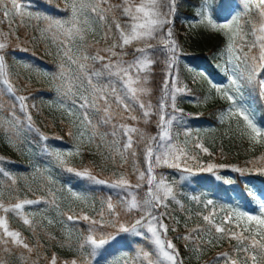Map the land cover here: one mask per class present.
Returning <instances> with one entry per match:
<instances>
[{
    "label": "trees",
    "instance_id": "1",
    "mask_svg": "<svg viewBox=\"0 0 264 264\" xmlns=\"http://www.w3.org/2000/svg\"><path fill=\"white\" fill-rule=\"evenodd\" d=\"M31 8L47 17L61 18L67 14V9L62 5L60 0H29ZM187 7H180L175 5V13L169 16L170 24L164 25L163 29L158 32L157 39L150 41L156 47L149 49V55L155 61L150 70L141 75H147L146 87L150 89L148 95L143 96V102L152 104V115L148 118V122H144L142 110L135 102L129 101L133 111L131 115L138 117L137 120L129 119L128 113H124L123 123L134 126L142 132L149 135H157L159 129L157 123L159 121V104L165 100L163 84L165 79L169 82L168 92H171V77L172 65L168 67L170 62V52L168 49L158 43L159 34L167 32L168 28L172 29V37H179V33L175 31V21L182 18H192L191 4H197L198 0H185ZM236 0H214L213 10L219 18H224L232 4ZM111 4H119L121 0H110ZM167 11V9H164ZM115 15L120 23L124 25L127 17L122 16L121 11L117 9L111 14L110 19L112 23V16ZM250 19H253L252 13L242 18L243 30L248 34ZM113 29L115 26L112 24ZM9 25L0 9V42H5L7 47L0 50V55L4 56V62L7 66L8 79L15 87L16 96H26L27 111L20 108V102L15 97L4 89L2 78L0 76V141H3L4 128L10 127L7 123L8 119L19 123V136L13 137L22 148L19 153H9L0 147V180L8 182L10 174H28L36 170L39 174L40 190L35 194L29 196V200H40L38 204L24 205L19 214L14 211L4 213L0 210V217L7 220L10 230L19 231L30 246L34 248L32 253H29L22 247L0 244V260L5 264H51L53 254L56 256V264H64L65 261L76 259L78 264H111L113 261L119 262L121 256L129 260L135 254L136 241L130 242L129 232H120L118 229L111 227L107 223L103 227L99 225H92L89 221L83 219V215H87L91 219L100 220L99 213L104 210V221L111 219V214L107 211L106 201L111 197V201L116 205V212L120 214V222L130 226L136 219L145 215L143 211L127 212L124 206L126 198H130V192H134L138 200L145 197L147 185L140 189L123 190L112 188L109 185L114 181L115 177L105 171L99 170L94 163L91 152L84 151L80 158L73 163L60 164L55 158V153L63 148L69 147L72 144L74 132L71 126L63 124L55 120L52 115L45 108V101L53 97V91L45 86H39L27 81L18 72H11L9 65L13 66L16 61H26L38 69H47L54 71L56 69L55 63L49 59L44 51L43 45L39 36H35L30 31L19 28L17 31L8 32ZM171 37V38H172ZM251 36L246 37L244 51H248L247 45L251 44ZM238 43H240L238 41ZM142 45L133 44L127 46L123 51L129 55L125 56V60L132 59L133 50ZM96 48H106V44L100 41L98 45L90 48L91 54H94ZM89 50V51H90ZM121 51V49H117ZM212 49L204 51L196 55L187 54L191 64L204 66L210 71L215 78H223L224 75L217 69L216 63L212 56ZM254 51V49H253ZM106 55V53H101ZM90 64L96 69H100L103 62H92ZM171 63V62H170ZM172 64V63H171ZM115 80V77H112ZM193 94L202 96V93L191 87ZM254 103L256 109L261 111L264 118V101H261L255 94V91L245 89ZM258 91V90H257ZM33 105L35 107H33ZM113 104V108H115ZM225 105L216 104L206 108L201 112H192L189 114L188 127L193 129L196 137L199 138L200 143L208 149V153L201 151L199 156L200 163L206 165L213 163L216 165H224L223 168H216L213 172L199 171L198 179L194 182H183L177 179L175 172L170 170L164 171L163 168L155 169V174L159 178L163 176L167 182L172 186L175 199L169 198L165 203L166 207H157L154 214L161 216V220L168 226L167 240H171L179 252V260L183 264H217L216 258L221 253L227 252L230 256H234L233 249L237 244L234 239H229L224 236L217 242L216 234L213 230L211 237L205 231L195 232L193 229L200 226L202 229H207L209 225L204 221L203 217L211 216L216 224H220L223 218L231 209L242 207L245 210L260 214L258 202H264V173L256 171L257 168L264 167V161L259 160L264 156V144L250 147L248 141L238 132L222 130V123L220 122V114L224 110ZM123 113V108L119 109ZM256 112V111H255ZM31 114V122L28 121L27 115ZM99 113H95L93 120L95 124L98 122ZM258 118L261 120V116ZM117 123L121 122L117 117ZM31 123V127H29ZM23 128V129H22ZM98 128H102L106 133V140L112 144L114 137L111 136V125L100 124ZM98 130V129H97ZM71 132V135L68 133ZM41 135L47 136L45 141L41 139ZM121 140L125 139L122 135L117 137ZM134 150L136 157H132L131 153H126L127 164L123 168L118 167L124 173L129 175V179L133 184L136 183V175L133 174L134 164L140 170H144V142L139 140L137 134H133ZM111 147V145H110ZM115 156V164L121 163L119 155L113 150L110 151ZM210 153V154H209ZM255 161V163H249ZM67 167H72L77 171H83L85 168L89 169L97 179H106L108 183L97 184L87 177L77 176L75 172H68ZM233 167L245 169L243 172L233 170ZM198 169V168H197ZM51 178V179H49ZM230 181V182H229ZM61 185L70 188L86 197L92 202V208L68 206L62 201H57L56 194L53 187ZM57 198V199H56ZM25 200V199H24ZM51 200V201H49ZM57 201L60 203L58 208H54L50 202ZM208 200H212L211 205L207 204ZM17 201H4L5 206H11ZM254 210V211H253ZM67 215H73L75 219L69 221ZM31 221V226L24 224V219ZM53 221L52 224L48 220ZM232 231H239L232 223H225L223 225ZM90 229H95L96 234L104 235L108 238V242L99 249L95 256H88L90 247L85 245L83 249L80 244L86 235L89 234ZM175 229V231H173ZM2 232V229H0ZM191 235V240H184L182 237ZM54 237V239H53ZM197 237L200 239L197 240ZM215 238L217 249L213 248L203 241ZM201 244L206 246L207 254L200 256L198 261L194 257L195 248ZM138 245V244H137ZM146 242H142L140 247L149 250ZM200 246V245H199ZM5 248L10 250L5 251ZM209 250V251H208ZM209 254V255H208ZM207 255V256H206ZM186 257H189L186 259ZM185 258V260H184ZM125 259L124 262L126 261ZM223 264V260L220 261Z\"/></svg>",
    "mask_w": 264,
    "mask_h": 264
},
{
    "label": "snow or ice",
    "instance_id": "2",
    "mask_svg": "<svg viewBox=\"0 0 264 264\" xmlns=\"http://www.w3.org/2000/svg\"><path fill=\"white\" fill-rule=\"evenodd\" d=\"M207 4L208 0H205V5L207 6ZM175 5L176 0H121L119 4H111L110 0H71V3L68 5L71 12L69 19L60 20L43 17L48 21V29L46 31L55 28L57 32L67 37V40L62 41L66 45L64 56L67 61L76 65V72L71 74H66L64 65H61L60 79L62 83L60 87L64 89V97L78 96L80 101L78 107L82 110L80 116H77V112L74 111L77 107L76 99H72L73 107H66L64 103H61L59 107L65 110L70 117L79 119L80 123L84 125V130L79 134L80 137L83 138L85 132L91 130L93 136L90 139H94L95 130L100 124L111 125L112 132L110 134L114 137L111 147L119 155L121 163L117 166L121 168L128 162L126 153L130 152L133 158L136 157L137 153L133 147V134H137L139 140L144 142L145 168L144 170H140L135 164L133 167L136 183H132L127 173H121L109 186L127 191L130 189H140L144 185H147L145 197L142 200H138L136 194L130 192V198H126L124 201L127 212L134 210L143 211L145 215L136 219L130 226H126L125 223L120 222V214L116 212V205L112 203L111 197H109L106 201V208L111 214V219L104 221L103 209L99 213L100 220L91 219L87 215H83V219L89 221L92 225H99L100 227H103L107 223L120 232L131 231L138 236L144 235L143 232L138 231V228L146 229V232L150 234L149 239L151 243L155 246L154 252L141 250L138 253L146 264H183L179 260V252L176 246L171 240L164 238L167 235L168 226L161 220L163 213L159 215L154 214V210L157 207H166L165 202L169 198L175 199L172 186L167 182L165 177L160 176L158 178L156 176L155 168L163 166L181 169L183 166L185 171L191 173L193 166H196L199 171L206 172H213L218 167H225L224 165L213 163L202 165L196 155H190L185 148L172 143L173 136L170 126L176 117L172 116L166 119L164 111L166 107L165 101L170 95L172 101L171 107L175 109V93L183 91V89L175 88L169 94V82L167 79H165L163 84L165 100H162L159 104V121L157 123L159 132L157 135L146 134L140 129L122 122L125 118L124 113L129 114V119H138L137 116L131 115L133 108L129 101L139 105L145 123L148 122V118L152 115L151 110L153 106L151 102L145 103L141 99L150 93V89L146 87L148 77L147 75H141V73L148 72L150 66L155 62L149 55L148 50L156 47V45L150 41L157 39L156 34L163 29L164 25L171 23L169 16L175 13ZM0 7L4 8L3 15L5 17L10 15L21 18L24 16L32 17V13L25 11L19 0H11L10 8L5 6L4 0H0ZM251 7V0H244L243 8L247 12L251 11ZM254 7L258 10V19L256 21L250 20L248 23L251 24V34L255 39L250 45H247V52L244 51V47L248 34L243 30L242 17L239 14L232 15L231 18L226 19L223 23H218L209 14L206 7L198 14L202 17L200 20L201 24L206 25L212 30L224 31L226 35L231 33L229 35L227 51L230 57L229 62L233 63L234 67L231 70V75L228 77L229 85L225 89L213 85L216 92L220 93L222 98L229 102L226 113H222L220 119L221 121L233 118L242 120L247 129L246 134L249 140L254 143H260L261 139L264 138V127L258 125L256 122L254 106L249 103L250 97L245 94V89L255 91L259 99L264 101V0H258ZM117 9L121 11L122 16L127 17L126 23L122 25L115 15L112 16V24L118 33L117 40L113 41L106 48H96L94 54L90 55L88 49L93 48L100 42L97 40L91 45L83 43L86 40V33H95L96 28L94 24L96 21H99L101 27L105 29L103 39L106 42L112 32V25L108 24V14L114 13ZM164 9H167V11H164ZM36 18L40 17L37 16ZM166 35L168 39L159 37L158 43L163 44L169 52L174 53L176 51V43L171 39V28L167 29ZM77 38L81 41L77 49L78 55L72 53L71 47H67L69 41L74 42ZM237 41L240 43H237ZM134 43L142 46L136 47L133 50L131 60H125L124 57L129 54L123 51V49ZM6 47L7 44L5 42H0V50ZM118 48L121 51L118 52ZM257 48L258 52L252 54L253 49ZM102 52L106 53V55H102ZM89 61L103 63L100 69H96L89 64ZM241 64L244 65L243 69H241ZM168 67L171 68L170 62L168 63ZM0 76L4 77L3 83L7 85V92L11 93L20 102L19 106L22 110L27 111V97L15 95V87L7 78V66L3 55H0ZM105 76L108 77L107 82L103 84L99 83L100 78ZM112 77L116 79L113 80ZM113 104H115V108H113ZM33 107L35 106L33 105ZM120 108H123V113L119 112ZM89 109L100 114L96 124L93 123ZM117 117H119L121 122H116ZM27 119L31 122L30 113H28ZM7 123L11 124V130L17 128L15 123L11 121ZM29 127H31V123H29ZM68 134L71 135V132ZM121 135L125 139L121 140L117 138ZM41 139L46 141L48 137L41 135ZM196 147L200 148L204 153H208V149L202 143H197ZM73 154V152H68L66 155L71 156ZM75 154H79V148H77ZM55 156L60 164L66 165L65 154L56 152ZM112 159L113 163H115V156ZM259 160L264 161V156L260 157ZM189 161L192 162V166L189 165ZM249 163H255V161H250ZM66 170L68 172H75L77 176L87 177L97 184L103 185L108 183L103 179H97L87 168L83 171H77L72 167H67ZM233 170L237 172L245 171V169L239 167H233ZM256 171L264 173V167L257 168ZM69 191L71 192V189ZM71 195L77 200H86V197L80 193L71 192ZM38 203H40V200L25 199L11 206H5L3 202H0V210L4 213L14 211L19 214V210H22L24 205ZM212 203V200L207 201L208 205ZM259 212L260 214L257 215L246 211H236L234 214L226 215L220 224H216L211 216L206 215L203 219L209 227L202 229L200 226H197L192 231H205L211 237V233L214 230L216 234H219L216 236L217 242L223 239L224 236L237 241L233 249L235 255L230 256L227 252L221 253L216 258L217 264H220L221 260H223V264H264V202L259 204ZM75 218L73 215H67L69 221ZM233 220L236 221L235 227L240 229L239 231H232L223 226L225 223H232ZM23 222L31 226L29 219L25 218ZM241 222L246 223L241 226ZM48 223L52 224L53 221L49 219ZM0 229H2V232H0V244H11L22 247L29 253L34 251V248L25 242L19 231L9 229L7 220L4 217H0ZM182 238L186 241L192 239L191 235H186ZM199 239L197 237V240ZM107 242L108 238L104 235L98 236L95 229H90L89 234L84 237L83 242L79 246L83 249L85 245H88L91 249L88 256L92 257ZM203 243L212 245L213 240L209 238L203 241ZM8 250L10 249L5 248V251ZM196 250H201L199 245ZM0 264H5V262L0 260ZM51 264H56L55 254H53ZM64 264H78V261L73 259L65 261ZM88 264H91V262L89 261ZM124 264H135V260H126Z\"/></svg>",
    "mask_w": 264,
    "mask_h": 264
},
{
    "label": "rangeland",
    "instance_id": "3",
    "mask_svg": "<svg viewBox=\"0 0 264 264\" xmlns=\"http://www.w3.org/2000/svg\"><path fill=\"white\" fill-rule=\"evenodd\" d=\"M62 5L67 9V14L61 18L60 20H67L71 16L70 8L68 5L71 3V0H60ZM19 2L23 5L25 11L31 12L32 17L24 16L23 18L15 15H10L5 17L10 31H17L19 28H23L27 31H30L35 36H39L42 47L45 55L51 59L55 65L56 69L54 71H49L46 69H38L35 66H32L28 62H24L22 60L16 61V64L13 66L9 65V69L11 72H18L23 75L27 81L32 82L39 86H45L53 91V97L51 99H47L45 101V108L48 112L52 115V117L63 123L71 126L72 131L74 132V136L72 139V144L69 147L63 148L57 152L65 154L64 159L66 163H73L77 161L81 154L84 151L91 152L93 156V160L95 165L99 170L105 171L108 174H112L115 178L118 177L121 173H124L121 169L118 168L117 164L113 163V155L111 154L112 145L109 141L106 140V132L102 128H96L95 130V138L90 139L93 136V132L88 130L85 132V136L83 138L80 137V132L84 130V125L80 123V120L76 117H70L67 112L59 107L61 103H64L66 107H73L72 99H76L77 107L74 111L77 112V116H80L81 109H79L78 105L80 103L78 96L73 97H64L63 91L60 87L62 80L60 79L61 76V65H64L65 73L71 74L76 72V65L71 64L67 61L66 57L64 56V50L66 45L62 43V41L67 40V37L63 36L60 32H57L55 28L52 30L48 29V21L45 20L43 17H47L39 12L34 11L31 8L29 0H19ZM213 2L214 0H208L207 6L205 5V0H198L197 4H191V10L194 14L192 18H182L181 20H174L175 21V31L179 33V37L173 36L171 39L176 43V51L174 53L170 52V62L172 63V77H171V94L175 88L183 89V91L176 92L175 96V109L171 107L172 101L169 97L166 99V107H165V114L166 119L172 116H175L176 119L173 120L170 129L173 136L172 143L179 145L186 149L188 154L196 155L199 159L201 154V149L196 147L197 143H200L199 138L193 132V129L188 127L189 122V114L192 112H201L206 108L216 105V104H223L225 105L224 110L221 112L226 113L229 102L226 99L222 98L220 93H217L213 85L220 87L221 89H225L229 85L228 77L231 75V70L234 67L233 63L229 62V53L227 51V46L229 43V34H225L224 31L220 30H212L204 24L200 23L202 17L198 14L201 10L207 8L209 14L213 16V18L218 23L225 22L226 19L231 18L234 14H239L242 18L247 16L248 13H252L253 19L251 21H256L258 19V10L254 7L255 3L258 0H251V11L247 12L243 8L244 0H237L232 4L228 14L224 18H219L216 13L213 11ZM176 3L180 5V7H187L189 6L187 1L185 0H176ZM4 4L6 7H11V0H4ZM2 12L4 8L0 7ZM112 13L108 14V24L112 25L111 23V16ZM39 16L40 18H36ZM51 18V17H49ZM55 19V18H51ZM67 27V25H66ZM96 28L95 33H86V40L83 42L85 44H93L94 41H101L106 44V47L110 46L113 41L117 40L118 33L116 29L114 30L112 27V32L108 37L107 41L103 39L105 29L101 27L100 22L96 21L94 24ZM235 27V26H234ZM167 32H161L159 37H164L168 39ZM249 36H251V43L254 41L255 37L251 34V24L249 23ZM238 43V41H237ZM81 44V41L77 38L74 42L69 41L67 47H71L72 53L78 55V46ZM163 45V44H162ZM212 49V56L216 63L217 69L223 74L225 77L217 79L215 76L209 72L204 66L193 65L190 63L189 59L187 58V54L189 55H196ZM88 49L90 53L91 50ZM258 52V48L254 49L252 54H256ZM91 54V53H90ZM90 64V62H89ZM244 68V65L241 64V69ZM4 78H2L3 81ZM108 77L100 78L99 83L103 84L106 83ZM4 85V89L7 91V85ZM189 85L196 90L202 93V96L193 94ZM231 91V89H229ZM246 96L249 94L245 90ZM250 97V96H249ZM249 103L253 105L251 101V97L249 99ZM256 108V107H255ZM254 108V109H255ZM256 111V110H255ZM90 116L93 119L94 114L96 113L94 110L89 109ZM220 114V117H221ZM259 112H255V118L258 125L264 127V118L263 116L262 121L258 118ZM82 118V117H81ZM17 125L15 130H11L10 127L4 128V136L3 141H0V147L6 151L11 153H19L21 151V144L17 142L13 137V132L15 136H19V123L16 121H12ZM220 122L222 123V130L225 132L234 131L238 132L242 135L249 143L250 147L263 145L264 138L261 139L260 143H254L249 140L247 133V129L244 126V122L242 120H238L236 118L233 119H225ZM95 124V121L93 120ZM23 129V128H22ZM98 129V130H97ZM159 132V131H158ZM103 137V139H101ZM11 138V141H10ZM14 142V144H13ZM79 148V154H75ZM68 152H73L74 154L71 156H67ZM56 158V156H55ZM57 159V158H56ZM200 161V160H199ZM189 165L192 166V162L189 161ZM163 168L164 171L170 170L175 172L177 179L179 181L185 182H194L198 179L199 169L196 166H193V170L191 173L184 170L183 166L181 169H174V168H167V167H156L155 169ZM115 174V175H114ZM8 182L0 180V202L4 201H14L20 200L21 198L27 199L29 196L35 194L40 189L39 186V174H36V170L28 173V174H10ZM107 181L106 179H104ZM70 188L63 187L61 185H57L53 187V191L56 194L57 201H62L63 203L67 204L68 206H78V207H85L87 209L92 208V202L86 197V200H77L72 195L71 192H76L74 190L69 191ZM78 193V192H77ZM84 196V195H83ZM51 201V200H49ZM57 201L50 202L54 208H58L60 203ZM18 202V201H17ZM20 202V201H19ZM261 202H258V206ZM236 211H246L250 214H255L248 210H245L242 207H237L228 211V214H234ZM227 214V215H228ZM236 221L233 220L232 224L235 225ZM246 222H241V226ZM240 230V229H239ZM138 231L143 232L144 235L138 236L134 232H129V240L130 242L136 241L138 244H134L135 254L129 260H135V264H146L145 261L138 255L141 250L154 252L155 246L151 243L149 237L150 234L146 232V229L138 228ZM213 240V248L217 249V245L215 244L216 239L212 238ZM142 242H146L150 249L146 250L145 248L140 247ZM200 251H197V247L194 250V257L197 258L196 262L203 256L209 252L206 251L205 247L199 244ZM210 245V246H212ZM98 251V250H97ZM209 251V250H208ZM209 255V254H208ZM126 254L121 256L122 259H119V262L113 261L111 264H124V257ZM207 256V255H206ZM128 257V256H127ZM189 257H186L188 259ZM126 260V259H125ZM185 260V258H184Z\"/></svg>",
    "mask_w": 264,
    "mask_h": 264
}]
</instances>
